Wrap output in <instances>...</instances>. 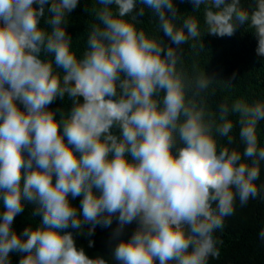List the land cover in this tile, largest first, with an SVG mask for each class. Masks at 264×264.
Instances as JSON below:
<instances>
[{"label": "clouds", "instance_id": "9594fccd", "mask_svg": "<svg viewBox=\"0 0 264 264\" xmlns=\"http://www.w3.org/2000/svg\"><path fill=\"white\" fill-rule=\"evenodd\" d=\"M188 2L193 12L205 6L209 35L232 37L247 25L264 57V0L251 12L241 0ZM78 4L0 0V264H11V253L18 264H109L65 230L91 237L114 223L116 264H209L237 200L243 207L261 196L264 103L238 99L207 110L201 94L215 75L183 67V45L204 47L200 20L180 15L174 0H98L80 56L67 32ZM145 9L170 43L137 28ZM65 96L69 111L49 108ZM236 123L243 152L218 150L217 137L234 143ZM26 202L40 219L17 233Z\"/></svg>", "mask_w": 264, "mask_h": 264}, {"label": "trees", "instance_id": "16d2710c", "mask_svg": "<svg viewBox=\"0 0 264 264\" xmlns=\"http://www.w3.org/2000/svg\"><path fill=\"white\" fill-rule=\"evenodd\" d=\"M174 4L180 15H193L199 18L201 25V38L203 49L199 46L192 48L191 45L199 41L190 40L183 45V67L190 76L205 71L208 75H215V81L207 92L201 94L207 110L216 113L218 105L227 102L229 106L238 99L244 100L248 104L257 101L264 103V57L256 54L257 39L253 30L247 25L237 29L232 37H218L206 33L204 25L205 6L193 12V5L188 0H174ZM243 7L250 12L255 8V0H241ZM139 6V5H138ZM102 7L98 0H79L77 8L69 14L67 32L73 38V51L78 56L82 55L86 48V37L90 26L96 23L95 9ZM115 11V7L113 6ZM138 11V8L136 9ZM47 16V14H46ZM141 23L137 24L138 29H143L149 36L161 39L165 44L170 43L163 33H159L156 18L153 13L145 9V15L139 17ZM43 26V19L41 20ZM41 58H46L41 54ZM179 67V65H178ZM232 86L225 87L223 81L232 78ZM200 98H198L199 100ZM72 107V102L65 96L64 99L57 98L49 106L51 110L63 109L65 112ZM59 118V113H57ZM231 119L236 121L235 115ZM239 125L235 124L233 132L234 143L228 145L226 138L217 137L218 150L228 147L243 152L244 145L239 140ZM257 135L261 147H264V121H260L257 126ZM261 189V196L249 200L246 206L241 207L237 200L235 213L225 219L224 227L217 230L215 235L222 240L218 245L220 256L218 259L210 258L209 264H264V241L259 238V232L264 228V161L261 162V177L257 182ZM76 206L80 203V198L72 201ZM34 205L25 203V210L17 215L12 225L17 233H21L28 226L35 227L40 217H32ZM3 211L2 201H0V213ZM133 223L126 227L122 239L130 238L136 228ZM116 227L105 229L97 227L95 234L91 237L80 234L71 228L65 230L73 233L77 247H83L89 257L97 255L105 257L109 264H116L111 257L112 248L117 241L111 239L112 230ZM87 232V226L84 229ZM89 240L93 241V247H89ZM20 254L11 253V264H18Z\"/></svg>", "mask_w": 264, "mask_h": 264}]
</instances>
